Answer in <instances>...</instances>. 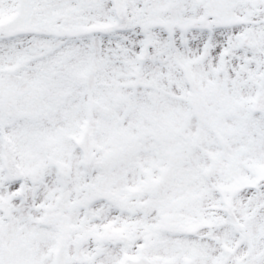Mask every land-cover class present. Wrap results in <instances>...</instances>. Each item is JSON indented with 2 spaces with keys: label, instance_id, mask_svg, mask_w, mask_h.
<instances>
[{
  "label": "snow or ice",
  "instance_id": "obj_1",
  "mask_svg": "<svg viewBox=\"0 0 264 264\" xmlns=\"http://www.w3.org/2000/svg\"><path fill=\"white\" fill-rule=\"evenodd\" d=\"M0 264H264V0H0Z\"/></svg>",
  "mask_w": 264,
  "mask_h": 264
}]
</instances>
